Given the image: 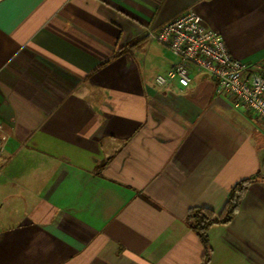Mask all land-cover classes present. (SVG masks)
Returning <instances> with one entry per match:
<instances>
[{"label": "crops", "instance_id": "crops-1", "mask_svg": "<svg viewBox=\"0 0 264 264\" xmlns=\"http://www.w3.org/2000/svg\"><path fill=\"white\" fill-rule=\"evenodd\" d=\"M4 0H0V4ZM187 10L264 60V0H27L0 28V264H264V129L148 35ZM251 179L235 214L207 230Z\"/></svg>", "mask_w": 264, "mask_h": 264}, {"label": "built area", "instance_id": "built-area-1", "mask_svg": "<svg viewBox=\"0 0 264 264\" xmlns=\"http://www.w3.org/2000/svg\"><path fill=\"white\" fill-rule=\"evenodd\" d=\"M148 35L178 57L167 75H157V85L177 79L187 86L191 80L190 67L208 71L215 79L217 93L228 98L234 108L257 117L264 129V60L246 63L235 58L222 33L204 26L193 10L148 30ZM2 128L0 122V173L6 140Z\"/></svg>", "mask_w": 264, "mask_h": 264}, {"label": "trees", "instance_id": "trees-1", "mask_svg": "<svg viewBox=\"0 0 264 264\" xmlns=\"http://www.w3.org/2000/svg\"><path fill=\"white\" fill-rule=\"evenodd\" d=\"M250 181L251 179L240 181L231 189L229 200L220 214H217L208 208H198L191 211L189 215L190 225L200 235L206 246L205 261L208 260L210 255L209 242L207 238L208 228L215 223L228 222L232 218L237 210L240 197Z\"/></svg>", "mask_w": 264, "mask_h": 264}, {"label": "snow or ice", "instance_id": "snow-or-ice-1", "mask_svg": "<svg viewBox=\"0 0 264 264\" xmlns=\"http://www.w3.org/2000/svg\"><path fill=\"white\" fill-rule=\"evenodd\" d=\"M26 3L27 0H4V3L0 4V28L4 27L8 21V10L10 8Z\"/></svg>", "mask_w": 264, "mask_h": 264}]
</instances>
